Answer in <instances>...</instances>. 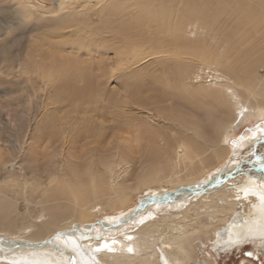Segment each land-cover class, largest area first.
I'll return each instance as SVG.
<instances>
[{"label": "bare ground", "instance_id": "bare-ground-1", "mask_svg": "<svg viewBox=\"0 0 264 264\" xmlns=\"http://www.w3.org/2000/svg\"><path fill=\"white\" fill-rule=\"evenodd\" d=\"M15 6L12 17L0 20V81L12 83L11 79L19 78L21 81L16 83L31 90L34 86H56L64 79L65 88L70 89L69 97L88 100L97 93L95 86L100 85V77H115L140 61L153 60V69L123 76L121 102L124 106L133 104L150 110L163 102L166 95L184 99L186 93L187 108L178 109L177 115H166L160 107L157 113L174 118L184 130H192L190 138L195 140L179 139L178 153L186 165L196 166L201 173L225 156L227 148L223 143L233 133L236 121L241 123L249 115L264 112V95L261 103L248 104L246 96L255 92L245 89L248 94H241L231 80L239 79L246 86L250 80L247 72L264 61V0H24ZM91 14L101 18L99 27L90 29L88 25L85 30ZM45 22L52 24L48 38H66L65 28H76L80 36L75 34V45L79 50L85 47L87 51L89 39L103 35V39L97 40L100 47L96 48V56L101 60L94 66H85L76 49L72 60H58L55 48L43 50L42 54L46 40H39V45L34 46L30 32ZM199 29L205 30L208 37L191 38ZM24 39L28 44L33 41V46L24 49V56L16 53L11 59L10 46L17 40L24 44ZM106 49L110 52L106 53ZM182 56L196 59L193 79L197 83L187 82L192 60L184 63ZM104 65H109L108 69H103ZM78 83H83L82 88L74 87ZM13 90L0 86V98L11 96ZM37 91L33 89L30 97L37 100ZM112 115L120 117L116 112ZM53 120V116L46 118L45 125L50 127ZM129 120L108 126L103 119H81L75 133L70 124L67 138L64 131L58 133V154L63 161L58 172L41 168L44 158L54 157L46 149L57 142L55 133H35V141L26 145L33 177L27 179L19 174L20 177H11L0 185V193L10 189L25 202L24 214L18 218L17 209H8L0 197V264H103L101 257H111L106 264H189L194 256L193 237L206 229H210L209 239L214 247L228 250L249 241L264 256V205L258 199L264 192V165L254 166L255 171L245 174L235 186L228 179H235L236 175L226 174L234 164L223 168L213 179L185 184L181 169L171 161L170 145L156 128L152 130L148 121L140 118ZM257 131L253 132L255 136ZM44 137L49 141L42 145ZM108 151L113 153L106 156ZM140 151L143 163L149 166L140 168L135 176L132 174L129 183L117 181L115 168L129 165ZM37 160L41 167L35 164ZM165 182L180 185L181 191H174L172 199L173 192L161 198L146 195L131 215H120L118 223L105 219L88 225L95 211H122L131 192L146 187L147 193H153L155 188L151 184ZM244 190L249 192L247 197ZM183 192H188L185 199L191 198L192 203H177L174 198ZM32 200L38 206L36 210L30 206ZM168 201L176 203L168 208L183 206L182 210L156 222L150 220L149 212V221L139 219L136 230L128 229V222L146 210L148 204ZM161 224L164 225L158 228ZM73 225L90 229V234L79 235L85 231L72 228ZM64 232L78 240L80 247L56 241V234ZM158 240L156 251L154 245ZM104 243L113 250L95 252ZM204 264L210 261L204 259ZM240 264L251 263L242 259Z\"/></svg>", "mask_w": 264, "mask_h": 264}, {"label": "rangeland", "instance_id": "rangeland-1", "mask_svg": "<svg viewBox=\"0 0 264 264\" xmlns=\"http://www.w3.org/2000/svg\"><path fill=\"white\" fill-rule=\"evenodd\" d=\"M23 3L24 0H0V20L12 17L11 11L16 7L15 5H21ZM100 21L101 18H99L98 15L91 14L89 24L85 23V30L88 28V25L90 26V29L99 27ZM51 27L52 24L50 22H45L43 23V26H40L31 31L30 33L32 35V38L34 39V44L33 41L28 44V40L25 39L23 41L24 44L19 43L18 40L13 43L9 49L11 59L14 58V55L16 53L24 56L25 52L23 51H25L24 49H26V47H29L32 44L34 46L39 45V40H42V42L46 40V45L43 46L44 49H42L41 47L42 54H44L43 50L49 51L51 48H55V56L58 60H72L71 57H76L73 54L75 51L74 49L80 51V54L77 55V57L85 66L89 64V66H94V63H96V61L101 60H98L99 56H96V48L100 47V44L97 40L103 39V35L95 37L93 41L89 39L90 45L88 46L87 51L85 50V47H82L79 50V48H77V46L75 45V39L78 38L77 36H80L76 28H65L64 32L66 34L63 36H66V38H48L50 37L49 32L51 30ZM200 32L202 34H200ZM75 34H77V36ZM96 34H100V32H97ZM81 35L84 36V32H82ZM91 35L92 34H90V37ZM207 35L208 33H206L205 30L199 29L195 33V35H191V38L196 39L202 38L203 36L204 38H207ZM28 38L29 37L27 36L26 39ZM49 40H51L52 43H50ZM54 40L59 41L55 42ZM213 44H215V41H213ZM100 49L103 48H99L98 50ZM105 52H110V49H106ZM44 56L46 57L47 55ZM109 56H112V54H110ZM189 59L191 58L182 56V59L180 60L184 63H189ZM191 60L192 63H189L191 66V71L189 73V77L186 80L187 82L197 83L196 81L198 80L196 78L193 79V75L195 74L196 59L192 58ZM152 61L153 60H145L143 62L140 61L138 64L120 72L119 75L115 77H100V85L98 86L97 84V87L95 86V90L97 91V93L95 95H91L90 99L88 100H84L83 98L78 99V96L75 98L69 97L68 93H70V89L69 87L65 88L66 83L63 82L64 79L57 82L56 86H34L31 90L24 89L25 87L22 83H16L19 78L11 79L12 83L10 81L8 83L6 80L0 81L1 87L8 88L9 90L11 88L14 89L11 96L0 98V149L2 150L0 151V185H2L1 183L5 180L11 177L13 178L19 176V174H24L27 179L33 177L34 171L32 172L31 168H29V153L26 145L28 142L31 143L35 141V138H33L35 133L46 134V131H50L53 134L55 133L54 137L57 142H54L55 144L51 145L48 150L46 149V152H52V155L54 154V157L50 158L51 160L44 158L42 160V167L40 165L41 161L37 160L35 164L39 165L41 168L58 172L63 167L62 158L58 154V151H60L59 147L61 145V143L58 142L60 137L58 136V133L61 134V131H64V137L67 138V135L69 133V129L67 127L72 124L75 129H73V132H71L75 133L77 131L76 128L78 129L79 127L80 120L86 118L103 119L104 125L108 126L112 125V123L116 124L122 120H128L131 122V120H129V118L131 117L140 118L144 120V122L148 121V125H151L152 130H155L156 128V131L161 135V137L165 139V142H167L168 146L170 145V147H168V150L170 152L169 155L171 156V161L174 165L178 166V168L181 169L180 173L182 176H184L185 181L183 182H185V184H194L198 180L205 182L207 180H210V178L213 179L219 174V172L221 173L223 168H228L230 165L234 164V167L228 168L226 170V174H229L230 176L236 175L234 176V178L236 177L235 179H228L229 184L235 186L241 182L240 180H242V177L245 174L255 171V169L253 168L254 166L264 165V132L261 131V129H264V112L262 113V115H249V117H247L241 123L236 121L233 133H231L228 136L227 141L223 143L227 148L225 156L215 166L201 173L197 170L196 166L186 165V161L182 160L181 155L178 153V140L182 138L195 140L194 138H190V136H193L192 130H184V128L178 123V121H176L174 118H170V116H166L167 112H169V114L171 115H177L179 113L178 109L181 110L183 108H187V104H185L188 101L185 100V95H187L186 93L185 95L183 94L184 99L166 95L167 100L165 99L163 102L158 103L157 106L154 105L155 107H152L150 110L140 109L133 104H129V106L126 105V107L124 106V103L121 102V100L124 99V91L121 89V83L124 79L123 76L127 73H138L136 70L140 71L142 69H153L154 67H151L154 65L152 64ZM108 66L109 65H104L103 69H108ZM210 66L211 68L215 67L214 65ZM216 69L219 72L222 71L220 67H217ZM95 71L98 75L99 71ZM247 73L250 74V80L247 83L249 85L246 84V86H244L239 79H232L233 77L231 78V80L235 82L236 89L241 91V94H248L245 89H249L250 91L255 92L254 95H250L249 97L246 96L248 104L258 102L261 103L260 101H262L264 95V61L258 64L253 71ZM82 84L83 83H78V85H74V87L82 88ZM33 89L39 90L36 92L37 100H35L33 96L30 97ZM54 91L56 92V96H54ZM162 92L165 94V91ZM166 93L169 92L166 91ZM29 98L31 99L30 101ZM113 104H116V107H114ZM159 107L165 109V116L157 113V111H160L158 110ZM114 110L116 114L118 113L120 115V117L112 115V113H115ZM52 116L54 117V120L53 122H50L51 125H49L50 127H48L45 125L46 118H50ZM146 117L149 118L150 121L147 120ZM63 121L65 122V124ZM256 130H258L256 132L257 136H255L253 133ZM44 139L45 140L42 145L47 144V142L49 141L47 137H44ZM77 144L79 145L81 144V142H77ZM160 144L162 145V142H160ZM108 153L109 151L105 153V155L107 156ZM129 165L115 168L117 170V181H123L124 183L131 182L130 178L132 174H134L133 176H135L142 168L146 169V167L149 166V163H143V158L140 151L139 153H137V156H134ZM236 168H238L239 170H235ZM196 173H198V177L196 176ZM223 173L225 174V171ZM222 177L224 178L225 176L222 175ZM151 186L155 188L153 190V193H147L146 187L145 189L144 187L141 189H137V192L134 191L135 193L131 192L130 200L126 204L127 207L122 211L118 212L106 207H104L106 208L105 211H95L90 216L88 225L90 226L91 224L96 223V221H104L105 219H114L116 221L117 219H120V215L122 214L131 215V213L136 210V208L139 206V203L143 201L146 195L152 196V198L154 196V198H161L164 196L163 194L173 192L170 195V198L172 199L171 196L174 195L176 191H181L180 185L172 186L168 182L160 184L153 183L151 184ZM0 195L2 200L6 202V207L8 209L12 210L16 208L18 218L23 216L25 211V202L21 198V195L10 193V189H7L5 192H1ZM157 195H159L160 197H158ZM187 196H189L188 192H183L181 196L177 195L174 199L177 200V203H192L193 201L191 200V198L185 199ZM182 198L183 200H181ZM32 201L33 202L30 204V206L32 207V209L35 208L34 210H36L38 206L35 203V200ZM175 204L176 203L172 201H168L166 203L156 202L148 204L146 210L142 211V213L138 214L133 220H130L128 222V229L136 230L140 226L139 219H145L146 221H149V218H146V215L149 212L152 213L150 220L152 222H156L160 217L173 215L180 209L182 210L183 206L179 208H168L172 205L175 206ZM38 220H42V218ZM163 225L164 224H161L158 228L162 227ZM72 228H77L81 231L87 230L83 229L82 227H78L77 225H73ZM209 231L210 229H206L203 233H199L197 234V236L193 237L194 241L192 244V248L194 249V256L191 257L189 264H204V259L210 261V264H240L242 259L248 260L251 264H264L263 258L258 252H256L251 242L247 241L239 245H235L228 250L220 249L213 246L212 240L209 239ZM17 240H20V238H18ZM156 243L157 245H154V247L156 251H158L159 240L158 242L156 241ZM158 255L160 260L162 256L159 252ZM100 259L102 260L101 262L103 264H106V260L109 262L111 261V257H101ZM139 259L142 260L141 258Z\"/></svg>", "mask_w": 264, "mask_h": 264}, {"label": "snow or ice", "instance_id": "snow-or-ice-1", "mask_svg": "<svg viewBox=\"0 0 264 264\" xmlns=\"http://www.w3.org/2000/svg\"><path fill=\"white\" fill-rule=\"evenodd\" d=\"M262 132H264V129H261ZM254 194V193H253ZM244 195L245 197H247L249 195L248 190H244ZM258 199L260 200L261 204L264 205V192H262ZM113 223H118L119 220L117 219L116 221H112ZM141 223H143V221H141ZM79 235H89L90 234V229L86 230L85 233H78ZM264 235V234H262ZM64 237H68V233L64 232V233H57L56 234V241H59L61 243H63L64 245H68L69 243L75 247V248H79L80 247V242L72 237H68L67 239H64ZM99 238V236H98ZM128 239H131V237H129ZM102 249H107L108 251H112L113 248L108 244V243H104L102 244L99 248L95 249V252H100ZM129 252L132 251V248L128 249Z\"/></svg>", "mask_w": 264, "mask_h": 264}, {"label": "water", "instance_id": "water-1", "mask_svg": "<svg viewBox=\"0 0 264 264\" xmlns=\"http://www.w3.org/2000/svg\"><path fill=\"white\" fill-rule=\"evenodd\" d=\"M253 247H254V249L256 250V252H258V253L261 255V257L263 258V260H264V256H263V254L260 252V249L257 248V247H255V246H253Z\"/></svg>", "mask_w": 264, "mask_h": 264}]
</instances>
